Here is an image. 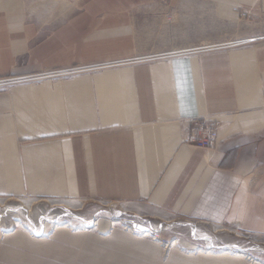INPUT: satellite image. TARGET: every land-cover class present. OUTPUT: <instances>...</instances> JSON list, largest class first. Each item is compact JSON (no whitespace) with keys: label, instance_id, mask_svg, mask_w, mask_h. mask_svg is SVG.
I'll return each instance as SVG.
<instances>
[{"label":"crops","instance_id":"0c3cea01","mask_svg":"<svg viewBox=\"0 0 264 264\" xmlns=\"http://www.w3.org/2000/svg\"><path fill=\"white\" fill-rule=\"evenodd\" d=\"M196 1L231 24L242 20L237 8L264 14V0ZM147 3L79 0L103 14L68 19L88 33L54 47L69 27L50 33L46 15L32 11L37 0H0V77L148 58L0 90V199L111 202L163 223L158 234L180 246L164 254L157 242L123 231L111 234L122 240L93 239L91 230L60 227L48 240L0 225V264H72L73 247L83 248L79 264L87 255L94 264H247L240 254L264 264V41L256 43L263 37L220 51L173 47L162 42L167 26L158 34L156 19L147 34L137 31L129 12ZM165 53L172 55L158 59ZM199 117L219 123L217 149L183 142L189 120ZM227 229L239 242L221 235ZM253 238L260 242L247 246Z\"/></svg>","mask_w":264,"mask_h":264},{"label":"rangeland","instance_id":"374dc122","mask_svg":"<svg viewBox=\"0 0 264 264\" xmlns=\"http://www.w3.org/2000/svg\"><path fill=\"white\" fill-rule=\"evenodd\" d=\"M37 1H39L40 5L42 3L44 4H42L43 6H40L39 8H32V11L36 12L35 10L38 9L39 11L38 14L46 15V18L49 20L48 22L49 24L46 25L50 27V33L54 32L58 36L59 35L58 32L60 30H63L64 27H69L67 33L68 37L62 40L56 39L54 42V47H59L60 45H63L62 43L65 42L66 40L78 44L81 42V39L85 36V34L88 33V28H86V25L81 23H78L76 25L73 23L68 24L69 22L68 19L73 20L76 17H77L76 19L78 18L80 19L81 16L84 17L86 15L95 16L97 14L99 15L103 14V11L102 13L98 12L94 14V12L97 11V9H95L94 7L89 8L86 6H77L79 0H60L56 2L58 4L54 3L52 6H49V4L46 3V0H42L43 1L42 3L40 0ZM65 1L66 2L69 1V3H66ZM180 2L181 0H149V3H147L145 7L136 9L135 11L130 10L129 14H131L132 18H134L135 27L137 28V31H139L140 35H142L144 31H146L145 34H147L148 27L151 26L152 21L154 19H156V21L159 24L158 27H155L157 28L158 34L160 33L158 29H161V27H163V30H165V25H166L168 31V34H166L167 40H162V42L165 44H172L173 47L182 46V45L189 46L194 44L198 45L199 43L202 45L222 46L224 44L231 43L237 40H243L249 37L264 36V14L263 15L259 14L254 16L245 9L237 8V11L240 12V18L242 20L237 21L236 24L234 23L231 24L227 21L220 20L218 17L215 18L214 16L211 15L209 16L203 13L202 10L196 7L195 0H191L190 3L185 5V7L183 8H179ZM196 2H201V0H197ZM150 5L153 6L149 7ZM175 12L178 13V19L175 15ZM155 28H152V30ZM152 30L150 34L155 33V32L152 33ZM245 34L249 35V37H243V35ZM263 41L264 40L257 41L256 43H261ZM145 42H147V40H145ZM138 59L148 60V58L146 57L138 58ZM96 62H92V63H96ZM92 63H88V64H92ZM82 65H87V64H72L69 66L52 67V68L44 67L40 69H32L29 72L36 73L37 71H41L45 69H49L50 71L60 70L66 67L68 68L77 67L78 69V67ZM97 71H101V69ZM29 72L21 75L29 74ZM75 75L77 74H73L72 76L68 75L64 77H56V78H52V80L53 81L61 80L67 77L73 78V76ZM1 200L4 203H6L5 206L7 208L14 209V210L11 209V212H15L13 213L14 215H12V213H9L7 217L3 215V218L4 219L6 218V222L3 221V223H5V226H3L4 227L3 231L7 233L12 232L14 229L13 216H15L14 219L16 222L14 223H18L19 226H24L30 235H33L34 237L46 238L48 240L54 239L53 235L56 232V230L59 229L60 227L68 228L70 231H73V233L76 231L84 232L90 230L83 228L85 224H87L86 226L92 227L91 225L97 222L99 223V227L97 229L91 230L95 232V234H97L93 239H96L97 237L100 238L101 236H103L105 239L122 240L123 239L122 236L119 237L111 236V234H113L115 231L121 233L123 231L124 233H128L132 235L129 229L125 230L120 227H115L114 229H111L110 227H108L109 225L106 220L108 221L110 220L111 215L109 213H113V214L117 213L116 211H114L116 210L114 205L113 204L110 205L111 202H99L96 200H89V201L78 200L80 203H82V207L80 206L81 204L79 203L75 208H69L58 204V202L62 199H44V200L36 199V203H34V201H30L29 199H25V197H19L12 200L6 199L7 202H5L4 199ZM66 200H73V199H66ZM2 201L0 202V205L3 204ZM117 203L120 205L125 204L129 206H135V207L137 206L136 204L127 203V202H121V203L117 202ZM1 207H0V214H2ZM19 209H22V211H20ZM142 217L144 218L143 215ZM11 218H12V223L10 221ZM116 218L121 220L123 219L133 220L135 216L131 215L130 213H123V214L119 213V216H117ZM2 220L3 219L0 218V222H2ZM100 223L102 224L104 223V224L102 225ZM34 224L36 228L33 230L32 227ZM51 225H54V227L52 228V230H49V226ZM86 235L87 233H85V236L83 235V237L82 236L80 237H82V239H85V237L86 239H88V236ZM221 235L226 238H229L232 241L239 240L236 236V233L228 229L226 232H224ZM134 236L142 237L150 240L148 236H138V235H134ZM250 241H254L256 243L260 242L258 240H255L254 238L248 239V242H246L247 246H253L251 245ZM82 249L83 248L81 247L79 248L73 247L72 264H79V260H78L80 257L79 254H80V250ZM96 250L99 251L101 249L96 248ZM247 255L252 256L251 254H247ZM89 257H92L94 259L95 256H91V255H87L85 257L82 256L81 259H84V261L81 260L80 264H94L92 263V260H89Z\"/></svg>","mask_w":264,"mask_h":264},{"label":"built area","instance_id":"2783aa9c","mask_svg":"<svg viewBox=\"0 0 264 264\" xmlns=\"http://www.w3.org/2000/svg\"><path fill=\"white\" fill-rule=\"evenodd\" d=\"M221 47H224V45L220 46V48ZM189 53H191V51L185 52L183 54L188 55ZM166 55H172V54L171 53H165V54H161L159 56L168 57ZM162 57H158V59L162 58ZM145 61H146V59L143 60V62H145ZM100 69H102V68H100ZM61 70H65V69L52 70V71H50L49 69H45V70L37 71L36 73H29V74H25V75H9L6 77H1L0 78V90H8L12 86L27 84V83H31L32 81L34 83H40V82L45 81L47 79H52V78H56V77H64V76H68V75L72 76L74 74L73 73L74 70L72 71V69L68 70V71H61ZM47 72H50L49 75L52 77L45 76L44 74ZM219 131H220V125L215 120H211L207 117H199V118L191 119L188 122V130L183 137V142L189 143L190 145H193L194 147H197V148L217 149V147H219V145H220V143L218 141ZM109 221L111 224L108 227H110L111 229H113L115 227H120L123 229L129 228L131 231H135L137 233L138 232L141 234L146 233V232H141V231L137 230L136 228H134L131 225L132 222H134V221L141 222L142 219H139V218L138 219L134 218L133 220H130V219L121 220V219H118L116 217H111ZM148 236H149L150 240L159 243V245L163 249L164 254L168 253V251L171 248L176 247V246H180V244L177 243L178 241L176 239H167L165 237H162L160 234H158L156 232H148ZM240 255L244 257V259L247 261L248 264H259L257 259H255L252 256H248L247 254H240Z\"/></svg>","mask_w":264,"mask_h":264},{"label":"bare ground","instance_id":"6f19581e","mask_svg":"<svg viewBox=\"0 0 264 264\" xmlns=\"http://www.w3.org/2000/svg\"><path fill=\"white\" fill-rule=\"evenodd\" d=\"M41 1V3L43 2L42 0H40ZM58 1H60V0H46V3H48L49 4V6H52L54 3H56V2H58ZM37 2H39V1H37ZM66 2V1H65ZM64 2V3H65ZM45 3V4H46ZM66 3H69V1H67ZM42 4H44V3H42ZM41 4V6H43ZM56 4H58V3H56ZM62 4H63V2H62ZM45 6V5H44ZM47 6V5H46ZM61 6V5H60ZM72 6V5H71ZM63 7H64V5H63ZM53 9V8H52ZM70 9V8H69ZM62 10V9H61ZM59 12V11H58ZM263 37V38H262ZM259 36V37H254V38H249V39H243V40H237V41H234V42H231V43H227V44H224V47H221L220 48V46H212V47H207V48H204V49H202V50H200V51H195V52H211V51H220V50H225V49H229V48H234V47H240V46H245V45H247V44H249V43H251V42H253V41H257L258 39H260V38H262L261 40H264V36ZM163 58H165V57H163ZM139 61H141V60H139L138 58L137 59H133V60H124V59H119V60H112V61H105V62H98V63H92V64H87V65H82V66H79L78 67V69L76 68H68V67H66V68H64L65 70H61V71H68V70H71L72 69V71L74 70V74H77V75H75V76H73V77H76V76H80V75H82V74H85V73H87V72H91V70L92 71H97V70H99L100 68H102L101 70H105V69H111V68H115V67H122V66H124V65H131V64H133V63H136V62H139ZM143 61V60H142ZM104 67V68H103ZM30 73V72H29ZM35 73V72H34ZM57 73V72H56ZM50 74V72H47V73H45L44 75L45 76H48V77H52V76H50L49 75ZM21 75V74H20ZM51 81L52 79H47V81ZM44 82H46V80L45 81H42V82H40V84L41 83H44ZM37 84H39V83H34L33 81L31 82V83H27V84H22V85H37ZM10 89V88H9ZM5 200V202H7V200L6 199H4ZM2 200L0 199V202H1ZM2 203L4 204H1L0 205V207L2 208V214H0V218H2L3 220H2V222H0V225H2V226H5V223H3V221H5L6 222V218L4 219L3 218V215H5V217H7V215L9 214V213H12V215H14L13 213H15V212H11V209L12 208H7L5 205H6V203H4L3 201H2ZM34 203H36V201H34ZM80 202H75V201H73V200H65V199H62V200H60L59 202H58V204L59 205H62V206H66V207H69V208H75L78 204H79ZM111 204H113V203H110V205ZM114 205V207H115V209H117V210H114V211H116L117 213H125V212H123V211H121V210H119L117 207H116V205L115 204H113ZM68 209V208H67ZM12 210H14V209H12ZM20 211H22V209H19ZM12 215H11V217H12ZM144 217H145V215H143ZM14 217L15 216H13V224H14V229H13V231H18V230H20V229H24L25 227L24 226H19L18 225V223H14V222H16L15 221V219H14ZM137 218H139V219H142V220H144L145 218H143L142 217V215H138V217ZM11 223H12V218H11ZM107 221V223H108V225H110L111 223H110V221H108V220H106ZM64 225H66V224H64ZM87 224H85V226L83 227L84 229H90V230H94V229H97L98 227H99V223L97 222V223H93L91 226L92 227H89V226H86ZM132 225V224H131ZM54 227V225H51V226H49V230H52V228ZM4 228V227H3ZM33 230L36 228L35 227V224L33 225ZM26 229V228H25ZM114 229V228H113ZM127 229H129V228H127ZM126 230V229H125ZM130 230V229H129ZM1 231V230H0ZM55 231V230H54ZM131 231V230H130ZM34 233V232H33ZM131 234L132 235H138V236H148V232H146L145 234H141V233H137V232H135V231H131ZM247 234V233H246ZM149 237V236H148ZM262 240V239H261ZM159 244V243H158Z\"/></svg>","mask_w":264,"mask_h":264},{"label":"water","instance_id":"95a60500","mask_svg":"<svg viewBox=\"0 0 264 264\" xmlns=\"http://www.w3.org/2000/svg\"><path fill=\"white\" fill-rule=\"evenodd\" d=\"M109 214L111 215V217L119 216V213H114V214L109 213ZM135 219H138L137 216H135ZM132 226L141 232L160 233V232H163V230L165 229L163 223L160 222L157 225H152V222L149 219H144L141 222L134 221V222H132Z\"/></svg>","mask_w":264,"mask_h":264}]
</instances>
